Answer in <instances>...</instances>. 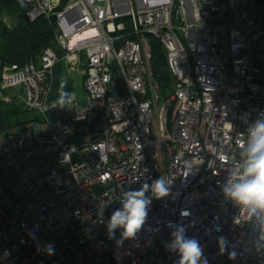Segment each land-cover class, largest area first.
<instances>
[{
	"label": "built area",
	"instance_id": "obj_1",
	"mask_svg": "<svg viewBox=\"0 0 264 264\" xmlns=\"http://www.w3.org/2000/svg\"><path fill=\"white\" fill-rule=\"evenodd\" d=\"M17 1L32 21L54 19L59 52L1 70L0 102L35 116L0 123V264H177V226L201 244V264H264V218L223 191L264 120V0ZM153 39L172 74L166 93ZM59 63L84 90L64 108ZM161 177L169 194L145 193L136 236L109 238L124 193Z\"/></svg>",
	"mask_w": 264,
	"mask_h": 264
},
{
	"label": "clouds",
	"instance_id": "obj_2",
	"mask_svg": "<svg viewBox=\"0 0 264 264\" xmlns=\"http://www.w3.org/2000/svg\"><path fill=\"white\" fill-rule=\"evenodd\" d=\"M66 82L60 85L61 91L58 104L61 108L71 106L76 99L75 92L64 91ZM245 159L242 171L235 177L229 178L224 185V193L242 209L246 210L250 217L264 218V120L257 119L248 129V139L241 145ZM171 179L164 177L156 179L151 185L145 183L139 190L124 193L122 208H118L110 217L107 225L109 238L115 235V230L122 228L124 239L134 238L145 224L147 209L150 200L145 193L151 189L156 199L164 198L169 194ZM169 227H172L169 224ZM183 226L175 227L171 233L173 239L168 248L179 254L177 264H201L203 248L195 238L186 236ZM224 241L221 240L223 251ZM47 252L52 254L54 249L47 246ZM230 258L232 255L230 254ZM203 264H207L204 259Z\"/></svg>",
	"mask_w": 264,
	"mask_h": 264
},
{
	"label": "trees",
	"instance_id": "obj_3",
	"mask_svg": "<svg viewBox=\"0 0 264 264\" xmlns=\"http://www.w3.org/2000/svg\"><path fill=\"white\" fill-rule=\"evenodd\" d=\"M12 16L13 23H8L5 16ZM56 23L53 18L41 16L30 20L21 9L17 0H0V74L4 65L25 64L35 60L47 48H53L59 52L55 42ZM151 65L153 75L160 84L161 92L166 93L172 84V74L168 67L167 55L157 39L151 41ZM62 64L55 68L54 98H59L60 85L66 82L64 91H72V82L66 80ZM3 103V102H2ZM12 111L0 113V123L8 125V117L15 112L14 104Z\"/></svg>",
	"mask_w": 264,
	"mask_h": 264
},
{
	"label": "rangeland",
	"instance_id": "obj_4",
	"mask_svg": "<svg viewBox=\"0 0 264 264\" xmlns=\"http://www.w3.org/2000/svg\"><path fill=\"white\" fill-rule=\"evenodd\" d=\"M5 18H6V21L8 23H13V20H12L13 17L12 16L10 17V16L6 15ZM66 77L68 79H70L72 82V92H75L78 97H82L84 94V90L82 87V77L80 75V72L77 70L72 71L70 73V75H68V73H67ZM12 107H13L12 105H5L4 103L0 102V113L4 114L5 112L10 111L12 109ZM15 110L16 111L11 112L9 117H8L9 124H11V125H16L20 122L30 120V119L34 118V116H35L34 111H28V110L26 111V110H22L20 108H16Z\"/></svg>",
	"mask_w": 264,
	"mask_h": 264
}]
</instances>
